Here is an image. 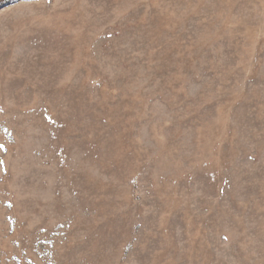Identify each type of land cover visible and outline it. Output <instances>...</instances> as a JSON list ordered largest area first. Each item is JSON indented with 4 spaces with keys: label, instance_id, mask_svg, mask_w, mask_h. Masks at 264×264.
<instances>
[{
    "label": "rangeland",
    "instance_id": "374dc122",
    "mask_svg": "<svg viewBox=\"0 0 264 264\" xmlns=\"http://www.w3.org/2000/svg\"><path fill=\"white\" fill-rule=\"evenodd\" d=\"M0 264H264V0H0Z\"/></svg>",
    "mask_w": 264,
    "mask_h": 264
}]
</instances>
